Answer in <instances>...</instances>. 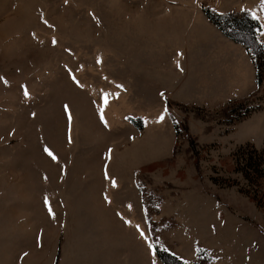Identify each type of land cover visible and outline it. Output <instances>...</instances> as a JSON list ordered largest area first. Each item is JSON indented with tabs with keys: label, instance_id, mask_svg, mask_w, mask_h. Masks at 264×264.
Segmentation results:
<instances>
[{
	"label": "rangeland",
	"instance_id": "obj_1",
	"mask_svg": "<svg viewBox=\"0 0 264 264\" xmlns=\"http://www.w3.org/2000/svg\"><path fill=\"white\" fill-rule=\"evenodd\" d=\"M203 8L247 13L264 47V0H0V264H58L65 229L60 216L55 235L45 224L48 197L67 194L62 206L74 207L71 197L85 212L87 187L102 176L111 197L136 185L154 251L189 263L264 264V190L247 183L232 155L262 147L264 50L256 84L249 51ZM204 17L251 69L236 96L207 105L174 90L205 86L221 71L218 84L233 81L230 54L174 53L205 29ZM162 236L172 251L154 242ZM117 243L111 251L126 246ZM143 251L146 262L156 254Z\"/></svg>",
	"mask_w": 264,
	"mask_h": 264
},
{
	"label": "crops",
	"instance_id": "obj_2",
	"mask_svg": "<svg viewBox=\"0 0 264 264\" xmlns=\"http://www.w3.org/2000/svg\"><path fill=\"white\" fill-rule=\"evenodd\" d=\"M169 15L171 17L176 16ZM180 15L183 21V14ZM204 19L202 23L205 25V29H196L197 31H194V35L190 39L182 42L185 47L175 49L174 53L178 58L182 59L187 58V55H189L190 59H193L197 54L202 52L206 53V58L210 56L216 58L218 55H222L223 57L225 54H230L233 61L228 69L234 75L233 81L231 83L218 84L216 77L218 73H222L221 71L216 73L212 79L213 81L211 80L205 86L204 80L198 88L191 86L194 84H185L183 86L180 84L179 86L177 83L174 90L177 92V94L175 93L176 98L194 104L198 103L196 101L197 99H200L203 102L205 101L204 103L207 105V103L212 104L216 101L227 100L231 95L236 96L239 90H242L245 86V76L249 79L251 69L248 59L245 56V51L239 49L237 45L231 44L217 29L213 28L207 22L205 17ZM167 22H171V20ZM184 24L185 22H181L183 27ZM166 29L170 30L169 27ZM244 64L248 66L249 74L247 66L243 67ZM244 68H246V71L242 74L241 71H244ZM179 92H182V94ZM104 177L102 176V179L96 184L87 187V190L90 191H86L88 196L85 202L87 204L84 207L85 212L79 210L78 203L77 205L74 204L71 197L68 199V202H72L74 207L62 206L64 205L62 203L64 202L63 197H66L67 194H61L63 196H59L56 192L54 196L50 195L48 197V204L50 205L45 208L48 215L45 224L47 225V222H49V224L51 223L53 225V234L55 235L54 229L57 227L56 220L60 216L61 221L63 220V224L61 223L62 228L65 229L62 247L63 254L60 260H58V264H161L156 254L148 262L142 258V255L145 254L143 247L146 249V254L148 252L150 253V251L151 253H155V251L152 243L153 240H151L150 227L147 223L146 215L143 212L142 199L136 185L132 182H129V184L127 182L125 185V194H122L123 196L111 197L109 181H106ZM133 192L136 196H134ZM64 193H68V196L72 195V191ZM126 203L132 204L133 208L131 211H126ZM111 205L116 206L113 207ZM52 207L54 209L53 212ZM74 216H81L82 220L77 221ZM165 216L163 214L161 219L168 218ZM74 222H77V224L73 226ZM69 223L70 225L72 224L70 229L68 228ZM136 228L139 229L137 230ZM45 230L44 232H46ZM126 231H128V234ZM40 234H42V231H40ZM162 238L163 236L157 238V241L154 242L160 244L162 247H167ZM111 240H113V243H117L118 241L126 246L119 247L117 251L116 248H114V251H111ZM169 247L167 249L171 250ZM114 253L121 254L119 262L114 259Z\"/></svg>",
	"mask_w": 264,
	"mask_h": 264
},
{
	"label": "trees",
	"instance_id": "obj_3",
	"mask_svg": "<svg viewBox=\"0 0 264 264\" xmlns=\"http://www.w3.org/2000/svg\"><path fill=\"white\" fill-rule=\"evenodd\" d=\"M203 12L208 20L213 23L219 31L227 38L242 43L251 54L255 64V82L260 83L262 78L263 50L264 47L257 40L259 24L256 19L247 13L241 14H218L203 8ZM245 33L248 41L238 38V35ZM133 120V119H131ZM135 124L137 121H132ZM138 124V123H136ZM243 150H247L243 152ZM238 161L237 170L247 183L255 185L260 190H264V138L260 150H256L251 145L239 146L232 154ZM155 252L161 264H204L197 258L194 262H184L174 254L155 246ZM202 250L197 249V257Z\"/></svg>",
	"mask_w": 264,
	"mask_h": 264
},
{
	"label": "snow or ice",
	"instance_id": "obj_4",
	"mask_svg": "<svg viewBox=\"0 0 264 264\" xmlns=\"http://www.w3.org/2000/svg\"><path fill=\"white\" fill-rule=\"evenodd\" d=\"M25 95H26V96L28 95L27 91H25ZM162 95H163V94H162ZM106 102H107V98L105 97V103H106ZM65 110L67 111V107H66ZM165 111H167V110L165 109ZM163 118H164L163 115H161L160 119L162 120ZM101 119H103V117H101ZM45 151L48 152V154H49L50 156H52L53 159H55V157L53 156V154H52L48 149H45ZM45 204H46V206H47V199H45ZM142 235H143V233H142ZM25 255H27V254H25Z\"/></svg>",
	"mask_w": 264,
	"mask_h": 264
}]
</instances>
